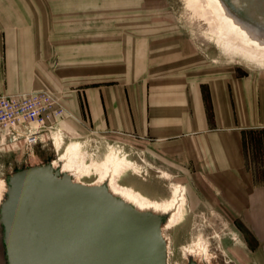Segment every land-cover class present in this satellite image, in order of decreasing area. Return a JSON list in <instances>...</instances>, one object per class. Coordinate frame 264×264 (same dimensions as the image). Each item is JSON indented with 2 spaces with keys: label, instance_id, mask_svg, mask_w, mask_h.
<instances>
[{
  "label": "crops",
  "instance_id": "1",
  "mask_svg": "<svg viewBox=\"0 0 264 264\" xmlns=\"http://www.w3.org/2000/svg\"><path fill=\"white\" fill-rule=\"evenodd\" d=\"M14 2L0 0V95L56 93L72 115L60 123L63 130L132 137L145 141L152 153L160 152L168 164L208 173L246 230L248 264H264L263 161L256 164L245 147L249 134H264V74L210 68L180 38L154 42L152 37L151 46L134 50L141 58L130 61L128 77L89 86L74 79L80 75L77 65L59 55L57 41L43 45L41 37L25 29L35 23L20 19L11 10ZM88 66L89 61L81 64V77ZM138 67L143 75L134 72ZM2 139L9 143L0 133Z\"/></svg>",
  "mask_w": 264,
  "mask_h": 264
},
{
  "label": "rangeland",
  "instance_id": "2",
  "mask_svg": "<svg viewBox=\"0 0 264 264\" xmlns=\"http://www.w3.org/2000/svg\"><path fill=\"white\" fill-rule=\"evenodd\" d=\"M13 4L11 10L20 19L26 16L35 23L34 28L25 29L41 37L43 45L52 47L57 41L59 55L64 54L69 65L79 67L74 69L79 78L73 76L74 79L88 81L89 86L128 77L130 61L141 58L134 50L151 46L148 42L152 37L154 42L161 41L157 37L180 38L187 51L200 56L210 68L230 67L244 75L264 74V67L240 56H228L217 47L210 39V27L202 8H193L189 0H15ZM19 30L16 28V32ZM85 61H89V70H84L87 74L81 77V64ZM115 62L121 66L115 67ZM134 72L145 73L139 67ZM69 111L66 119L72 117ZM52 136L53 140L44 133L41 143L32 147L22 142L12 147L11 143L0 140V179L58 160L54 140L57 136L63 140L62 152L72 144L81 145L76 163L89 168V173L75 179L85 185L99 182L103 162L111 153L118 152L136 168L122 170L116 178L118 185L161 205L176 201L177 189H182L180 218L163 231L168 241V264H248L244 246L248 242L246 230L239 215L228 211L230 203L217 194L208 173L196 171L188 164L183 169L181 165H174L176 162L168 164L160 152L152 153L145 141L124 135L94 129L66 131L59 125ZM246 139V152L256 164L258 160L263 161L261 170L264 171V134H249ZM2 229L0 223V264H5Z\"/></svg>",
  "mask_w": 264,
  "mask_h": 264
},
{
  "label": "water",
  "instance_id": "3",
  "mask_svg": "<svg viewBox=\"0 0 264 264\" xmlns=\"http://www.w3.org/2000/svg\"><path fill=\"white\" fill-rule=\"evenodd\" d=\"M226 2L264 29V0ZM6 195L0 223L7 264H168L166 218L136 210L106 186L75 183L48 163L8 176Z\"/></svg>",
  "mask_w": 264,
  "mask_h": 264
},
{
  "label": "bare ground",
  "instance_id": "4",
  "mask_svg": "<svg viewBox=\"0 0 264 264\" xmlns=\"http://www.w3.org/2000/svg\"><path fill=\"white\" fill-rule=\"evenodd\" d=\"M189 3L193 8H202L206 24L210 27V39L226 55L231 57L240 56L248 62L256 63L264 67V29H260L254 24H249L241 16L235 15L233 13L234 7H230V4L226 0H189ZM54 140L59 151V159L51 163L53 168L59 170L61 174H66L71 177L75 183L85 185L75 179L78 176H88L89 173V168L84 169V167L82 168L76 163V154L78 149L81 148V145L72 144L62 152V138L57 136ZM108 164H112V166L109 168ZM101 168L102 173L99 177V182L97 181L90 186H106L114 197L125 201L136 210L142 213L151 212L155 215L165 217L166 221L162 226V235L164 230L171 228L177 223L182 213L179 208L180 202L182 201V189H177L176 201L168 205H161L147 199L132 189L118 185L116 178L122 170L126 172L129 169H136L132 162L118 155V152L111 153L103 162ZM1 189L3 192L0 193V209L7 196V178L0 179ZM163 238L167 246L168 241L165 236ZM190 260L192 261V257H190ZM5 264H7V260Z\"/></svg>",
  "mask_w": 264,
  "mask_h": 264
},
{
  "label": "built area",
  "instance_id": "5",
  "mask_svg": "<svg viewBox=\"0 0 264 264\" xmlns=\"http://www.w3.org/2000/svg\"><path fill=\"white\" fill-rule=\"evenodd\" d=\"M66 117L67 109L61 97L53 93L0 95V133L5 134L9 143L23 142L32 147L41 143L44 133L52 139Z\"/></svg>",
  "mask_w": 264,
  "mask_h": 264
}]
</instances>
